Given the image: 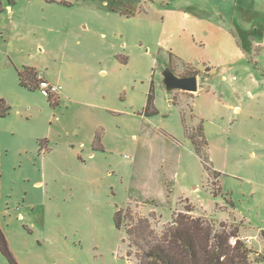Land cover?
Instances as JSON below:
<instances>
[{
    "label": "rangeland",
    "instance_id": "rangeland-1",
    "mask_svg": "<svg viewBox=\"0 0 264 264\" xmlns=\"http://www.w3.org/2000/svg\"><path fill=\"white\" fill-rule=\"evenodd\" d=\"M1 2L0 224L20 264H137L114 222L128 205L124 225L157 232L187 209L239 225L264 264V0ZM23 65L61 95L21 86ZM167 66L196 70L198 92L167 91Z\"/></svg>",
    "mask_w": 264,
    "mask_h": 264
},
{
    "label": "trees",
    "instance_id": "trees-1",
    "mask_svg": "<svg viewBox=\"0 0 264 264\" xmlns=\"http://www.w3.org/2000/svg\"><path fill=\"white\" fill-rule=\"evenodd\" d=\"M4 10L5 8L0 0V13ZM17 71L21 86L31 89L38 88L39 73L34 67L23 65ZM193 74H197V71L189 70L184 73V76ZM154 101L155 93L153 84H151L142 114L149 117L159 113ZM9 111L10 106L6 104L3 98H0V117L9 114ZM185 119L186 113L184 112L183 122L185 130L209 175L210 171L220 175L221 172L214 169L213 165L208 161V159L210 160L208 155L209 143L205 137L203 120H199V130L205 149L200 147L195 135L187 131ZM95 142H99L97 135ZM1 182L2 172L0 168V188ZM191 211V209H187V212L178 211L172 222L161 232H157L152 227L149 217H139L136 219V223L124 225V218L127 215L131 216L129 214L131 212L129 205L117 210L114 222L118 228L125 229L130 247L136 246L138 248L137 252H135V257L138 260L137 264H252L250 255L255 251L242 239L239 225L221 221L219 222V228H217L213 219L204 216L196 217ZM153 215H155L154 212ZM4 232L0 224V253L10 264H20L12 252ZM127 253L128 256L131 255V251ZM256 262L264 263V257L262 256Z\"/></svg>",
    "mask_w": 264,
    "mask_h": 264
},
{
    "label": "water",
    "instance_id": "water-1",
    "mask_svg": "<svg viewBox=\"0 0 264 264\" xmlns=\"http://www.w3.org/2000/svg\"><path fill=\"white\" fill-rule=\"evenodd\" d=\"M162 74L164 76V85L169 92L178 89L188 92H196L198 90L199 82L197 74L189 76L178 75L173 71L171 66L163 68Z\"/></svg>",
    "mask_w": 264,
    "mask_h": 264
},
{
    "label": "built area",
    "instance_id": "built-area-1",
    "mask_svg": "<svg viewBox=\"0 0 264 264\" xmlns=\"http://www.w3.org/2000/svg\"><path fill=\"white\" fill-rule=\"evenodd\" d=\"M38 88L40 91L50 98H58L61 94V88L58 84L49 81L46 77L38 76ZM234 242V241H233Z\"/></svg>",
    "mask_w": 264,
    "mask_h": 264
},
{
    "label": "crops",
    "instance_id": "crops-1",
    "mask_svg": "<svg viewBox=\"0 0 264 264\" xmlns=\"http://www.w3.org/2000/svg\"><path fill=\"white\" fill-rule=\"evenodd\" d=\"M8 10H9V14H10V20L11 21H14V18L13 17H11V15H13V9H12V7H11V5H8ZM179 12H180V15H183L184 17H188L189 16V13L187 12V11H184V8L183 9H181V10H179ZM254 46H257V47H262V48H264V43H260V42H256V43H254ZM187 65H189V66H191L190 64H187ZM194 70V69H193ZM40 75V74H39ZM180 75H183L184 76V73L182 72ZM42 76V75H41ZM45 77V76H44ZM47 78V77H46ZM48 79V78H47ZM49 80V79H48ZM50 81V80H49ZM52 82V81H51ZM199 87V86H198ZM198 92V90L196 91V93ZM196 93H195V95H193L192 96V98H193V100H194V98H195V96H196ZM61 95V94H60ZM192 110H193V107H192ZM193 113H194V115L197 117V118H199V116L194 112V110H193ZM199 120H202L201 118H199ZM251 238H252V236H247V240H248V242H251Z\"/></svg>",
    "mask_w": 264,
    "mask_h": 264
}]
</instances>
